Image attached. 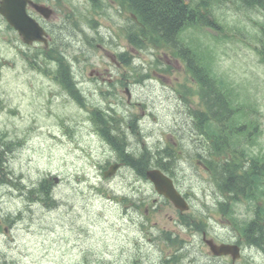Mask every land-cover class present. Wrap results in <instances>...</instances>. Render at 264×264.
I'll use <instances>...</instances> for the list:
<instances>
[{"label":"rangeland","instance_id":"1","mask_svg":"<svg viewBox=\"0 0 264 264\" xmlns=\"http://www.w3.org/2000/svg\"><path fill=\"white\" fill-rule=\"evenodd\" d=\"M151 2L157 3L154 0ZM160 7L156 9L157 12L164 11L170 17L173 16L170 7L162 10ZM221 12L224 25L232 26L234 10L224 8ZM62 13L63 10L57 12L53 22H60ZM247 15L260 20L258 14L249 12ZM239 16L241 19H247L244 13ZM113 18L114 11H111L101 16L100 20L102 24L111 23L115 26ZM82 20L85 23V20ZM239 27H243L242 21ZM250 28L249 24L245 27L247 30ZM192 31L189 30L187 34ZM69 32L71 27L66 25L60 41L68 42ZM232 35L234 38L222 42L217 49L221 69L239 85L244 84L250 92H258L259 95L264 92V63L260 61L255 49L245 45L236 34ZM11 36L13 42L8 43L5 39L7 36L0 35V63L3 64V58L6 60L4 66L0 67V138L2 135L6 136L7 144L4 146L10 149L7 156L13 151L6 162L9 167L7 168L13 173L10 175L13 180L15 176L16 181L21 177L28 185L47 174L57 176L58 182L55 183L51 179L54 183L55 203H49V207L38 203L31 218H20L12 227L7 222L1 224L0 264H161L162 257L168 254V251L164 241L158 240L157 237L168 229L177 231V225L171 223L175 213L170 206L164 205L160 211H149V218H143L141 215L145 208L142 202L149 204L152 198L157 202L159 197L153 193L151 186L138 179L130 168H120L112 179L102 178L98 163L103 165L110 159L107 157V147L97 141L96 136L88 134L91 126L88 123H80L81 119L87 116L88 109L84 112L65 101L63 96L49 100V93L55 89L40 78H34V86L30 88L31 91L38 89L44 93L37 110L17 100H11L29 86L27 79L22 80L19 77V72H22L26 65L25 59L18 52L20 42L13 34ZM82 40L83 35L79 34L75 41H71L70 46L90 53V62L82 64L85 76L91 65L99 67L102 71L111 65L104 50L99 49L97 45L89 47L84 41L82 43ZM119 42L123 41L120 39ZM65 53L71 58L75 55L70 48L66 49ZM10 61L13 65L9 64ZM177 69L178 66H174L173 72ZM115 70L119 75L123 68L116 66ZM176 74L182 79L181 71ZM103 80L114 82V86L118 88L114 78L105 76ZM84 86L88 106L91 108L101 104L98 87L96 86L94 93L92 82ZM130 94L134 103L132 111L136 110L142 117L148 111L156 114L141 121L143 138L139 135L133 136L130 130L126 129L131 148L135 149L144 142L154 149L157 139L168 140L174 148L183 142L184 153L179 157L178 163H175V168L180 187L192 191L190 210L205 209L202 202L209 207L214 206L220 194L215 190L206 171L196 168L195 160L186 155L187 150H199L201 140L199 135L195 134L188 118L173 115L170 89L153 82L143 88L134 87ZM119 96L123 102L127 101L125 90L120 91ZM23 106L27 109H23ZM11 107L18 108L20 113L13 116L12 112L8 111ZM67 126L71 127L70 132L67 131ZM121 128L124 129L125 126ZM78 131L80 133L77 135ZM7 139L18 141L21 145L14 146ZM250 144L256 146V143ZM7 188L0 186L1 214L4 215L7 211H25L26 202H19L13 191ZM10 191L12 196H8ZM118 193L127 194L138 206L130 205V209L123 212L114 201L107 199L109 195ZM208 218H217V215H209ZM146 224L152 225L153 228L148 230ZM209 230L211 235L218 238L231 235L228 227L221 229V223L218 221H210ZM181 234L187 256L183 262L224 264L218 261L220 259L207 256L202 248L204 246L200 243V236L190 237L183 228ZM255 259L259 260L257 256ZM239 263L249 264L246 257Z\"/></svg>","mask_w":264,"mask_h":264},{"label":"trees","instance_id":"2","mask_svg":"<svg viewBox=\"0 0 264 264\" xmlns=\"http://www.w3.org/2000/svg\"><path fill=\"white\" fill-rule=\"evenodd\" d=\"M122 1L126 3L130 9L133 8L134 11H136L137 14L141 17L142 21L146 24V26H148L151 29V30H142L141 33L144 36H147L153 30L157 38L165 45H168V43L175 41V36H174L175 29L180 24H182L184 21H186L185 19H187L188 17H191V13L187 10V8L184 5L179 3L178 0H154V1H157L156 4H152L151 0H122ZM243 1L246 2L247 6L254 5V6H260L264 8V0H243ZM158 7H160L161 10L164 8L168 9L170 7L172 10L173 16L170 17L169 14H167L164 11L157 12L156 9H158ZM261 27H262L263 35L260 36V40H264V27L263 26ZM153 40H156V39H153ZM208 95L213 97L212 92H208ZM214 103L217 104L216 101H214ZM216 107L217 106L215 105L214 108ZM213 134L214 135L222 134V132L217 126H214ZM215 144L218 146L214 148V151L217 153H222L223 148H222L221 142L218 141V142H215ZM131 159H130L131 163L135 165L136 167H138L140 171H142L146 167V164L148 162L147 161L144 165L142 164V162L145 161L144 154H142L139 159H136V160L134 159V161H132L133 159L132 160ZM158 162L159 161H157L155 165L161 167L162 164L158 165ZM209 169L213 174L220 175V180H223V177L226 174L225 172L226 167L224 165L213 162V164H210ZM230 176L233 181L234 176L233 175H230ZM43 185H44V181L38 184L39 187ZM220 185L221 183H218L219 187ZM39 191L41 194L42 192L46 194L49 192L48 188L46 187L42 188ZM261 236L264 237V227L261 228Z\"/></svg>","mask_w":264,"mask_h":264},{"label":"flooded vegetation","instance_id":"3","mask_svg":"<svg viewBox=\"0 0 264 264\" xmlns=\"http://www.w3.org/2000/svg\"><path fill=\"white\" fill-rule=\"evenodd\" d=\"M40 23L43 25L44 29H46L47 38L52 42L53 33L50 31L47 22L42 20ZM35 45L36 44L32 46ZM262 177L264 178V162L261 163L258 160L247 158L241 165V174L238 177V184L241 193L244 194V192L247 189L251 190L254 187V185L257 183V181ZM226 181L227 182L231 181L230 175L227 176ZM248 199L251 200L252 198H248ZM254 200L256 199L254 198Z\"/></svg>","mask_w":264,"mask_h":264},{"label":"water","instance_id":"4","mask_svg":"<svg viewBox=\"0 0 264 264\" xmlns=\"http://www.w3.org/2000/svg\"><path fill=\"white\" fill-rule=\"evenodd\" d=\"M148 177L154 182L159 191L164 192L175 202V205L180 206L181 209L185 208L183 199L173 190L172 183L166 176L159 171H152L151 173L148 172Z\"/></svg>","mask_w":264,"mask_h":264},{"label":"bare ground","instance_id":"5","mask_svg":"<svg viewBox=\"0 0 264 264\" xmlns=\"http://www.w3.org/2000/svg\"><path fill=\"white\" fill-rule=\"evenodd\" d=\"M131 160H132V159H131ZM132 161H134V159H133Z\"/></svg>","mask_w":264,"mask_h":264}]
</instances>
